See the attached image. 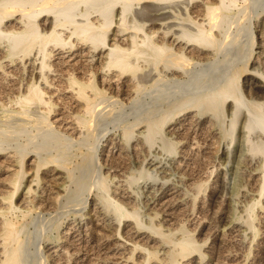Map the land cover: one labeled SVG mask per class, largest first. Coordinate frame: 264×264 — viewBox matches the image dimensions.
I'll return each mask as SVG.
<instances>
[{"label":"rangeland","instance_id":"1","mask_svg":"<svg viewBox=\"0 0 264 264\" xmlns=\"http://www.w3.org/2000/svg\"><path fill=\"white\" fill-rule=\"evenodd\" d=\"M243 1L239 0V6L234 9V13L238 14L240 11L242 15L236 19L235 17L230 19V32L228 31L225 37L222 32L215 33L223 44L229 41L223 51L217 55V63L208 68L209 70L201 65L190 64L186 67V71L188 70L184 72L186 74H182L180 80L173 81L168 78L166 72L159 77L158 72L153 70L154 61L150 60L149 66H142L135 74L129 73L127 76L133 77L132 81L142 87L129 98L123 94L121 82L124 80L116 79L118 71L105 69L106 76L102 79L101 74L97 73L101 65L98 66L95 63L87 66L92 74L86 78L83 76L82 80H93L97 87H103V101L101 100L103 103L101 102L94 110L96 113L93 112L88 118V125L91 128L88 126L84 129L85 134L80 142L69 144L70 141L61 136L60 130L56 127L58 125L56 119L62 118L65 121L70 112H77L78 108L67 101H60V104L58 102L51 113L34 108L28 115L15 113L18 110L14 102L17 96L16 90L24 93L27 85L36 79L39 80L40 75L31 72L27 60H23L26 63L23 64L21 75H15L16 79L10 81L5 89L7 91H2L0 95V197L2 195L8 197L12 193L10 181L19 172L22 183L13 196V200L16 204H20L21 209L26 213L16 215L14 219L20 230L23 228L19 235L24 241V264H55L56 258L47 250L48 246L62 243L66 237L70 239V236L64 232H67L72 225L79 226L84 223L88 229L87 236L79 240L76 245L69 246L70 241L66 242V246L71 248H68L69 255L74 251L86 253L88 261L92 263L102 254L101 242L115 243L118 239L117 229L123 224L112 217L113 212L106 205H103L101 210L105 216L111 214L110 218L115 220V224L111 227L95 219L90 209L94 199H98L101 185L107 186L106 188L113 192L116 179L124 172L131 180V182L128 180L129 186L126 187L127 190L130 189L127 192L133 195V202L129 207L138 210L137 215H140L141 226L149 233H153L151 228L155 226L158 232L166 234L164 239L168 247L161 250L163 253H159L157 258H152L148 264H172L169 261L171 245L185 236L204 244L202 253L212 247L211 250L214 253L210 254L211 257L214 254V256L222 257L226 250H231L242 254V258L233 261V264H256V262L264 264V251L261 249L262 241L264 243V172L262 169L264 155L258 150L264 147L263 132L257 130L258 125L250 132L242 128V117L236 121L237 123L231 125L228 106H225L223 116L218 118L220 120L223 118L220 125L213 120L210 126H204L206 128L198 127L195 128L196 130L191 128L180 136L181 138L168 134L166 121L167 116L174 114L176 107L180 104L189 105V108H184L182 113L189 114L192 111L193 114L200 115L196 107L199 99L207 92L211 93L210 100L201 111L208 112V109L217 107V92L213 93L211 89L214 84L223 79V75L227 76L229 73L230 76L235 71L239 75L232 80L237 88L243 91L247 99L258 101L250 95L247 96L249 91L243 85L249 82L251 76L246 75L247 71L243 72V69L246 68L249 73L254 74L258 71L264 72V41H262L264 40V0ZM245 7H247L246 10ZM183 24L188 23L183 22ZM173 38L166 39L173 42ZM149 51L147 48L143 50L146 53ZM165 56L161 58L164 59ZM162 66V63L158 64L160 71L163 70ZM150 70L155 76L153 80L147 76ZM80 75L82 74L76 73L77 78L78 76L82 78ZM113 75H115L114 82L111 81L112 77L114 78ZM142 75L148 79L147 82L140 80L139 77ZM227 78L218 88L226 86ZM236 80H239V86ZM256 92L262 94L264 89L258 88ZM56 100L57 98H54V101ZM137 114L154 120L160 118L158 121L162 125L158 133L161 137L156 134L157 141L155 140L153 146L146 147L139 156L133 157L129 152V145L122 138L125 130L135 123ZM90 119L93 120L94 126ZM163 122L166 124L164 125ZM145 129L146 127L141 131ZM48 135H51V140L47 141ZM103 136H119L125 144L128 155H117L111 150L108 151V148L102 144H105L102 142ZM179 139L189 144L194 142V145L198 147L188 153L189 165L183 170L173 164L176 157L169 156L164 151L165 145L180 141ZM150 163L164 166L165 172L160 173L154 166H150ZM152 169H154L153 178L149 180L158 178L161 182L168 181L178 191L175 195L176 200L187 204V207L184 205L179 210H172L175 224L165 222L166 213L163 211L165 209L154 206L150 197L148 198L149 180H146V173L151 172ZM256 171L260 172L257 174L260 176L259 179L251 177V173ZM132 175L135 176L132 177ZM194 186H199V192L195 191L198 189ZM213 188L217 193L211 201ZM200 201L205 209L202 212L198 209ZM178 224L184 225L185 233L177 231ZM232 224L240 227V230L231 231L229 228ZM165 228L171 231H166ZM151 249L158 250L160 247L154 245ZM138 259L141 264L142 258L135 255L134 260L137 262Z\"/></svg>","mask_w":264,"mask_h":264},{"label":"bare ground","instance_id":"2","mask_svg":"<svg viewBox=\"0 0 264 264\" xmlns=\"http://www.w3.org/2000/svg\"><path fill=\"white\" fill-rule=\"evenodd\" d=\"M238 6L239 0H0V95L8 83L16 79L15 75H21L23 64L26 63L23 60L26 59L31 67L30 71L40 74L39 80L30 82L24 93L16 90L17 96L14 102L18 110L15 113L28 115L33 108L51 113L58 102L60 104V101H67L78 108L77 112H70V116L67 115L68 117L64 118L65 121L62 118L56 119L58 120L56 127L60 130V135L68 142L70 141L69 144L80 142L85 134L84 129L89 126L88 118L103 101V87H97L93 80H82L83 76L86 78L92 74L87 66L95 63L98 66L101 65L99 69L97 68V73L101 74L102 79L106 76L105 69L118 71L116 79L118 78L117 81L124 80L121 82L123 84L121 88L123 94L129 98L141 86L132 81L133 77L128 78L127 76L129 73L135 74L142 66H149L150 60L154 61L153 70L158 72L159 77L166 72L168 78L173 81L180 80L181 75L186 74L184 72L190 64L201 65L206 69L211 68L217 63V55L223 51L229 41L223 44L215 33L216 31L222 32L224 37L228 34L230 19L233 17L236 19L242 15L240 11L238 14L234 13V9ZM183 22L188 24L184 25ZM167 37H174V43L169 42ZM145 48L150 50L149 53L143 52ZM163 55H166L164 59L161 58ZM159 63L163 65L162 71L158 69ZM246 71V75L251 77L249 82H245L243 86L249 91L247 96L250 95L258 101L247 99L243 91L237 88L232 80L239 75L236 71L230 76L228 73L227 76L223 75V79L214 84L211 89V92H217L216 104L218 103V106L208 109V112L201 111L206 102L210 100V92L203 94L204 96L199 99L196 107L199 111H196L200 115L193 114L192 111L189 114L182 113L184 108H189V105H178L175 113L169 114L166 118L168 134L179 138L191 128L210 126L213 120L220 125L223 118L221 120L218 118L222 115L225 106H228L230 110L228 115L231 118V125L237 123L236 121L242 117V128L250 132L258 125L257 130L264 134V93L256 92L258 88L264 89V72L258 71L254 74L244 68L243 72ZM76 73L82 74L80 75L82 78L79 76L77 78ZM113 76L111 81L114 82L115 75ZM147 76H150L151 80L155 77L151 70ZM139 78L142 82L148 81L143 75ZM226 78L228 79L226 86L218 88L225 83ZM107 79L109 80V77ZM86 81L89 82L86 83ZM238 81L236 80V83ZM54 98L57 100L54 101ZM43 118L45 119V116ZM155 120L138 115L131 128L125 130L122 139L129 145V152L133 157L139 156L146 147H152L156 134L161 137L158 132L162 124ZM91 121L94 126L93 120ZM144 127L146 129L141 131ZM48 136L47 141L51 138V135ZM102 139V142H105L102 144L108 148V151L111 150L117 155L127 154L125 144L119 136H108ZM179 140L165 145L164 151L169 156L176 157V162L174 161L173 164L183 170L189 165L188 153L198 147L194 145V142L189 144L187 141ZM258 150L264 155V147ZM150 166H154L160 173L165 172V167L160 164L156 166L155 163H150ZM262 169L264 172V163ZM153 171L154 169L146 173V180L153 178ZM259 173L258 171L251 173V177L259 179L260 176L257 175ZM19 174L18 172L10 181L12 193L8 197L3 195L0 197L2 205L0 209V264H24V241L19 235L23 228L20 230L14 219L16 215L26 213L21 209L20 204H16L13 200V196L18 192L22 183L19 177L21 174ZM129 179L125 172L121 173L116 179L113 192L106 188L107 186L101 185L100 193L97 195L98 199H94L92 209H90L95 219L111 227L115 224V220L110 218L111 214L105 216L101 207L106 205L111 208L112 217L117 218L123 224L117 229V241L111 244L101 242L102 254L92 263L88 261L86 253L81 254L80 251L73 250L74 252L69 255L66 242L70 241L69 246L76 245L79 240L87 236L88 229L84 223L79 226L71 224V227L68 226V231L64 232L70 236V239L66 237L62 243L48 246L47 250L56 258L55 264H139V259L137 262L134 260L135 255L142 258L141 264H148L152 258H157L159 253H163L161 250L168 247L164 239L166 234L158 232L155 226L151 228L153 233H149L141 226L140 215H137L138 210L129 207L133 202V195L131 196L128 193L130 189L126 188L128 182H131ZM198 187L195 188L198 189ZM147 188L151 203L165 209L163 210L166 213L164 221L174 223L172 210H179L185 205L184 202L176 200L175 195L178 191L168 181L161 182L158 178L149 180ZM199 189L194 190L199 192ZM216 193L214 189L211 201ZM203 205L200 201L198 209L201 212L205 210ZM176 228L179 232H186L184 225L178 224ZM229 229L238 231L240 227L232 224ZM165 230L171 231L168 228ZM262 244L261 249L264 251L263 241ZM154 245H158L160 249L152 250L151 247ZM204 247V244L198 243L192 237L185 236L171 245L169 261L172 264H233V261L242 258V254L231 250H226L221 255L222 257L214 256L215 254L211 257L210 254L214 253L211 250L212 247L202 253ZM256 264L259 263L256 262Z\"/></svg>","mask_w":264,"mask_h":264}]
</instances>
